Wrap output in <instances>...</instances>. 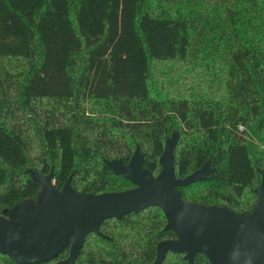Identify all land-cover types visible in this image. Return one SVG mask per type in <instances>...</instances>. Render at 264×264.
Segmentation results:
<instances>
[{"label":"trees","instance_id":"obj_1","mask_svg":"<svg viewBox=\"0 0 264 264\" xmlns=\"http://www.w3.org/2000/svg\"><path fill=\"white\" fill-rule=\"evenodd\" d=\"M172 132L175 177L210 167L181 199L250 212L264 170V0H0V215L36 202L28 169H51L57 190L68 177L77 192L124 190L105 162L138 147L155 176ZM164 223L156 206L105 219L107 238L86 234L70 264H150L173 237ZM160 264L187 263L167 251ZM192 264L210 263L197 252Z\"/></svg>","mask_w":264,"mask_h":264},{"label":"water","instance_id":"obj_2","mask_svg":"<svg viewBox=\"0 0 264 264\" xmlns=\"http://www.w3.org/2000/svg\"><path fill=\"white\" fill-rule=\"evenodd\" d=\"M176 140V132L165 139L157 159L160 170L155 176L142 167L143 153L138 147L127 163L107 160L106 166L113 174L133 185L119 191L77 192L69 177L57 190L51 169L46 174L28 169L41 191L35 203L21 200L7 216L0 215V254L16 264H32L50 260L67 247V255L56 264H70L86 234L107 238L99 231L102 221L156 206L165 218L162 229L171 231L173 237L155 244L150 264H160L167 251L182 253L187 264H192L197 252L203 253L210 264H264V171L258 169L260 179L253 190L256 199L248 213L186 202L179 188L206 179L210 167L205 162L184 177H175L172 149Z\"/></svg>","mask_w":264,"mask_h":264},{"label":"rangeland","instance_id":"obj_3","mask_svg":"<svg viewBox=\"0 0 264 264\" xmlns=\"http://www.w3.org/2000/svg\"><path fill=\"white\" fill-rule=\"evenodd\" d=\"M192 61H193V59L192 58H189V60L185 64H179V65H194ZM155 65H170V64L164 62V63H155ZM162 69H163V67H162ZM154 70H155V66L153 68V72H154ZM239 129H241V127H239Z\"/></svg>","mask_w":264,"mask_h":264}]
</instances>
